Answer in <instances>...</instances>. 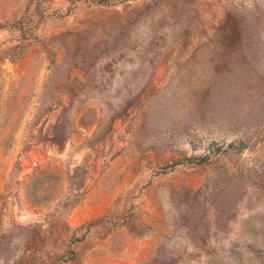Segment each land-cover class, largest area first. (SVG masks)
<instances>
[{
    "label": "rangeland",
    "instance_id": "374dc122",
    "mask_svg": "<svg viewBox=\"0 0 264 264\" xmlns=\"http://www.w3.org/2000/svg\"><path fill=\"white\" fill-rule=\"evenodd\" d=\"M85 240L264 264V0H0V264Z\"/></svg>",
    "mask_w": 264,
    "mask_h": 264
},
{
    "label": "crops",
    "instance_id": "0c3cea01",
    "mask_svg": "<svg viewBox=\"0 0 264 264\" xmlns=\"http://www.w3.org/2000/svg\"><path fill=\"white\" fill-rule=\"evenodd\" d=\"M79 247L81 249L83 248H86L87 249V257L86 255L84 256V258L87 259V262L89 264H114V261L112 263H107V261L105 260L106 256L108 257V254L106 253V256H104V252L103 251V245H101L100 242H91L90 240H85L81 243H79ZM103 251V252H102ZM108 252H110L109 256L111 255L112 256V259L113 257H115V255L119 254V250H109Z\"/></svg>",
    "mask_w": 264,
    "mask_h": 264
}]
</instances>
